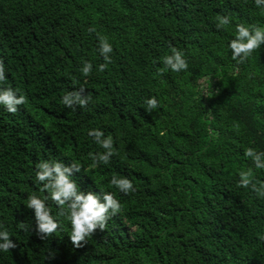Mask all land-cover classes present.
<instances>
[{"label":"trees","instance_id":"obj_1","mask_svg":"<svg viewBox=\"0 0 264 264\" xmlns=\"http://www.w3.org/2000/svg\"><path fill=\"white\" fill-rule=\"evenodd\" d=\"M218 15L230 23L217 28ZM236 23L264 26V11L254 0H0V86L26 96L15 113L0 106V226L16 243L0 264H264V195L237 183L238 170L251 169L264 184V169L243 156L245 146L264 150V44L233 60ZM97 36L113 47L102 71ZM169 45L187 69L162 65ZM81 85L90 102L64 107L59 97ZM149 95L159 101L151 113L141 106ZM93 127L113 138L108 164L89 156L103 151L87 135ZM40 159L79 164V188L120 202L79 246L64 216L54 233L36 235L25 203L45 195L33 183ZM120 174L135 191L109 183Z\"/></svg>","mask_w":264,"mask_h":264},{"label":"clouds","instance_id":"obj_2","mask_svg":"<svg viewBox=\"0 0 264 264\" xmlns=\"http://www.w3.org/2000/svg\"><path fill=\"white\" fill-rule=\"evenodd\" d=\"M254 4L264 11V0H254ZM216 20L217 28L230 23L228 15H218ZM87 31L91 32L95 29L89 27ZM261 44H264V26L236 23L226 47L230 50L231 58L239 63L243 62ZM97 51L104 61L97 65V70L102 71L111 61L109 54L113 51L112 44L105 36H97ZM161 63L172 72H181L188 68L183 51L172 45H169V52L161 58ZM91 70V61L84 59L79 71L87 75ZM162 71L163 68L156 69L157 73ZM5 79V66L0 60V81ZM204 94L208 95V90ZM59 100L64 107L75 111L76 106L84 108L90 102L91 97L85 93L84 86L81 85L79 88L65 91ZM24 103H26V96L21 89L11 85L0 86V106L5 111L15 113L17 106ZM158 103L155 95H149L144 98L141 106L145 112L151 113L157 109ZM87 135L99 148L103 149V151L97 150L89 153L93 165L108 164L114 151L112 136L105 135L102 129L95 127L89 128ZM243 156L251 160L253 168L264 169V150L245 146ZM80 169L81 166L75 162L65 163L59 159H40L35 163L33 183L39 184V191L44 192L45 195L40 196L36 192L29 193L25 206L32 210L35 232L40 239L43 240L54 233L58 228V216H64L71 226L69 238L74 247L79 246L95 229H103L109 216L119 211L120 202L111 191L84 190L78 187L73 175ZM237 175L239 186L251 188L258 195H264V184L257 187V184L252 182L251 169L238 170ZM109 183L125 194L135 191L132 181L123 174L113 175ZM48 200L53 201L57 206L56 216L51 213L46 204ZM19 227L23 228L24 225L20 224ZM259 238L264 240V233H261ZM15 247L16 243L10 238L9 231L0 226V251H8ZM51 254L50 252L49 256Z\"/></svg>","mask_w":264,"mask_h":264}]
</instances>
